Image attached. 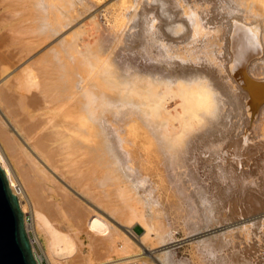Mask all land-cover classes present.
Segmentation results:
<instances>
[{"label": "rangeland", "instance_id": "obj_1", "mask_svg": "<svg viewBox=\"0 0 264 264\" xmlns=\"http://www.w3.org/2000/svg\"><path fill=\"white\" fill-rule=\"evenodd\" d=\"M245 1L82 0V7L71 8V16L60 27L61 30L37 50L33 58L45 55L48 51L52 53V49L66 37L80 35L81 45L98 44L96 49L101 50L99 52L103 59L110 61V68L118 72L117 76L132 73L131 76L140 74L157 78L163 81L166 92L168 89V96L164 99L167 105L161 116L151 114L154 101L143 98H136L132 112L128 111L133 119L129 128L133 126L132 130L143 132V127L153 139L160 137L162 154L159 161L152 157L151 163L134 162L131 153L134 154L135 145L117 144L120 156L118 166L132 195L136 193L137 185L133 177H129L131 167L135 168V176H141L139 180L143 177L145 180V176L148 178L146 184L142 185L149 191L147 193L151 192V187L159 186L153 188L155 193L152 191L147 196H135L143 203V218L135 219L130 224L123 223V227L113 222V225L126 229L125 234L140 248L139 252L124 253L118 246V251L111 254L104 247V242L101 241L102 247L99 241L97 243L100 246L94 239L90 240L92 235L89 230L88 238L85 222L82 230L86 232L81 229L74 231L61 215L45 212L53 229L60 233L63 231L61 234L72 238L74 242L76 240L75 250L60 249L52 242L50 231L53 229L49 223L47 225V220L46 224L42 220L39 222L41 228L38 230L42 229V232L37 230V218L32 205L27 204L32 218L30 223L34 226L29 233L35 239V247L43 264H121L124 260L138 257H143L148 264H218L216 260H226L227 264H264V5H261L263 1L260 4V0L253 2L259 3L260 7H256V3L252 4L253 0L247 4ZM29 62L20 64L19 69ZM126 75L123 77L129 76ZM180 89L190 90L194 96L202 93L199 96L202 102L192 111L184 112L177 107L182 103L181 97L173 96L179 94ZM169 93L174 99H170ZM103 118L107 119L106 116ZM106 124L114 133L113 137L118 135L121 122L113 123L114 126L109 122ZM166 128L173 133L187 132L189 136L176 143L167 142L163 139L168 136ZM220 136L225 138L224 141ZM231 139L238 142H231ZM210 144L216 150H227L230 159L226 163L234 162L231 168L226 169V176H223L218 165L209 161L213 158L212 151L207 148ZM257 153H260L259 156ZM231 171L236 172L233 174ZM72 185L66 186L75 194L74 197H80L85 207L96 209L90 199L81 197L76 186ZM199 188L207 194L203 191L201 196V192H197ZM218 189L226 191L224 196ZM49 195H42L39 202L36 201L37 209L42 210L49 207L52 200L54 202V198ZM205 202L210 203L212 208L205 209ZM92 238L96 240L95 236ZM142 238H147L144 245L149 244L150 251H144L139 242Z\"/></svg>", "mask_w": 264, "mask_h": 264}, {"label": "bare ground", "instance_id": "obj_2", "mask_svg": "<svg viewBox=\"0 0 264 264\" xmlns=\"http://www.w3.org/2000/svg\"><path fill=\"white\" fill-rule=\"evenodd\" d=\"M81 1L82 0H0V166L6 173L11 190L18 196L23 211L25 228L29 234L32 249L38 264H43L42 257L38 255L35 247V239L29 233L33 225L31 226L32 218L29 216L27 204L32 205L37 218V223H35L37 224L35 226L37 230L41 228V220L44 221L45 224L48 221L47 225L49 223L50 226L49 219L47 220L44 213L49 212L52 215L54 213L55 215H61L64 220L67 219V223L72 226L74 231L82 230L83 222H85L84 224L87 226L86 228H88L86 234L87 236L89 235L88 238H90V234H88L89 230V233L92 235L90 240L94 239L93 241H95V243H97V241L100 243L104 242V247L106 250L111 251V254L112 252L118 251V246L124 253L130 254L132 252H139L140 248L134 245L125 234L126 229L120 228L117 225L123 227V223L130 224L135 219L143 218V215H145L143 203L139 197L137 198L135 196L144 194L147 196L151 194L156 187H153L154 189L151 187V192L147 193L149 191L145 190L144 186L142 187L148 180L145 176L146 174L142 175L145 176V180L143 179L144 177L139 180L141 176H135V168L131 167V169H129V177H133V181L137 185V191L132 195L131 189L127 185L128 182L123 178L124 174L122 169L118 166L120 156L117 152V144H134L135 151L134 154L131 153V156L133 157V161L137 163H151L150 159H152V157H156L158 159L156 160L159 161L161 156L160 153L162 154V152H160V137L153 139L147 129L144 130L143 127V132H137L136 129L132 130L131 128L133 126L129 128V126L132 125L133 119L130 114H128V111L132 109L136 98H143L146 100H153L154 105L150 113L161 116L167 105V101H164V99L168 96V89L166 92L163 81L157 78L152 79V77L149 76H141L140 74L131 76L132 73L130 75L128 73L127 75L129 76L121 74L127 77L124 78L120 75V77H123L120 78L117 76L118 72L116 71V74L115 70L110 68V61L102 58L99 52L101 50L99 49L98 51L96 49L95 46L97 43H94L95 46L93 44L81 45L80 35H77L75 38H73L74 34L69 36V38L66 37V39L60 41L56 47L53 46L55 48L52 49V53H48V51L45 55L33 58L37 50L61 30L60 27H63L64 22L71 16L69 13L70 9L82 7L83 2ZM248 1L250 0H246L245 3H249ZM254 1L255 0L252 1V4L259 2V0H256V2L253 3ZM261 1H263L262 4ZM258 4L259 3H256L255 6L257 7ZM260 4L264 5V0H260ZM249 33L251 32L249 31ZM23 62L29 63L19 69V65ZM239 70L237 71L240 72ZM250 79H253V77ZM248 82H246V84ZM263 82L264 81H262V83ZM262 88L264 89V86ZM185 90L186 89H180L181 92L177 95L175 93L173 96L181 97L182 103L177 107L181 108L184 112H188L192 111L202 102V98L200 99L199 97L202 93L196 91L198 96H194V92L192 93L190 90ZM171 95L172 93L169 96ZM173 96H171L170 99H174ZM129 112H132V110ZM194 115H196V113H194ZM104 116H106V120L103 118ZM149 121H152V119ZM106 122L112 124L121 122L117 130L118 135L113 137L114 133H112L110 126H108ZM225 123L223 124L226 125ZM114 125L115 124H113V126ZM211 126L208 127V129L211 128ZM165 130L168 132V136L165 138L163 137V139L171 143L181 141L188 135L187 132L184 134L183 132H170L168 128ZM207 132L208 131H206V133ZM201 138H205V136H201ZM222 138L221 139L224 141L225 138ZM219 141L217 140V146H219V143L220 146L223 143ZM232 141L235 143L236 139H231V142ZM212 143H214V146L216 145L215 142ZM207 148L212 151L213 156L209 161H212L213 165L214 163L218 165L224 173L223 176H226V169L228 167L231 168L234 163L233 161L232 164L226 163L227 160L230 159L227 150H216L212 145ZM220 149L222 150V148ZM259 154L260 153H257L258 156ZM255 158H253V160ZM255 160L257 162V159ZM251 163L253 162L251 161ZM239 164H242V162H239ZM133 165L134 163L132 166ZM253 165H255V163H253ZM244 167L247 168L246 165ZM181 170L183 171V169ZM249 170L251 171V169ZM249 170H247V172ZM183 176H185V173ZM184 178L186 179L187 177ZM158 182L160 181L158 180ZM70 184L76 186V191L81 197L90 199V202L96 209L85 207L80 197H74L75 194H72L73 192L71 193L66 186ZM160 184L161 183H159V185ZM170 184L172 187V183ZM182 185L183 184H181V186ZM231 187H233V185ZM199 190L196 191L198 193L201 192L202 196L204 190L201 188H199ZM217 191L223 194L221 196H224V192H226L222 189H218ZM180 192L183 193V191ZM187 192L189 191L187 190ZM48 193L50 194L48 197L51 196V198H54V202L52 200L49 207L47 206L49 204L47 202L48 204L46 206L48 208H44L48 211L43 208L42 210L37 209L35 205L38 203H36V201L40 200L42 195L47 196ZM153 193H155V191H153ZM205 193L203 195H205ZM40 204L41 203H39V205ZM45 204L46 203H44V205ZM204 208L211 209L212 205L205 202ZM110 219L114 220L111 221ZM113 222L117 223V225H113ZM43 226L46 227L45 225ZM45 230L47 229L45 228ZM53 230L50 231L52 232L51 239L57 247L60 246V249L66 248L75 250L77 244L76 240L74 242L72 238L66 237L65 234L62 235L61 233L63 231L60 233L58 230H55V228ZM147 231L149 230L147 229ZM44 232L47 233L46 231ZM93 236L96 237V240L92 238ZM147 236L149 239L150 234ZM46 237L50 239L49 236L46 235ZM147 238H142L139 241L146 252L150 251L149 244L144 245V241L147 240ZM74 239L77 238L75 237ZM149 241H151V239ZM147 243L149 242L147 241ZM97 245L100 246L98 243ZM101 246L103 247V243ZM105 248H103V250ZM46 256L49 257L48 254ZM216 261L218 264H227L226 260ZM148 263L149 262L143 257H138L133 260H124L121 264Z\"/></svg>", "mask_w": 264, "mask_h": 264}, {"label": "water", "instance_id": "obj_3", "mask_svg": "<svg viewBox=\"0 0 264 264\" xmlns=\"http://www.w3.org/2000/svg\"><path fill=\"white\" fill-rule=\"evenodd\" d=\"M0 264H38L18 196L0 166Z\"/></svg>", "mask_w": 264, "mask_h": 264}]
</instances>
